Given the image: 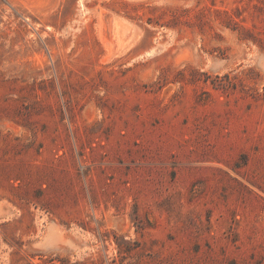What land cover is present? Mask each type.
<instances>
[{
	"label": "rangeland",
	"instance_id": "374dc122",
	"mask_svg": "<svg viewBox=\"0 0 264 264\" xmlns=\"http://www.w3.org/2000/svg\"><path fill=\"white\" fill-rule=\"evenodd\" d=\"M0 264H264V0H0Z\"/></svg>",
	"mask_w": 264,
	"mask_h": 264
}]
</instances>
